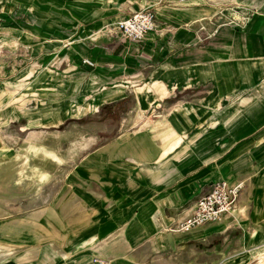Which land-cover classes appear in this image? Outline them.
I'll return each instance as SVG.
<instances>
[{"label": "crops", "instance_id": "obj_1", "mask_svg": "<svg viewBox=\"0 0 264 264\" xmlns=\"http://www.w3.org/2000/svg\"><path fill=\"white\" fill-rule=\"evenodd\" d=\"M11 7L24 12L11 15ZM153 7L157 31L148 33L139 48L119 46L111 42L116 36L106 35L111 25L133 11ZM0 10V18L7 14L9 24L2 39L23 35L38 38L39 46L48 38L58 40L47 36L48 28L52 30L48 14L62 15V37L75 42L54 55L69 52L72 64H79L85 75L118 71L113 86H105L109 76H100L107 93L86 95L79 89L66 97L65 119L100 126L78 129L86 144L76 142L66 150L62 144V150H56L60 173L35 178L21 191L24 205L0 213L6 216L0 228L6 219L7 231L23 233L13 238L24 246L25 259L19 263L94 264L98 255L109 264H136L146 257L141 248L150 235L152 249L183 248L181 255L157 264H227L248 249L264 250V62H235L244 55L262 56L264 61V0H9L0 1ZM26 15L32 16L34 27ZM21 19L31 28L16 31L12 24ZM83 40L96 43L90 46ZM132 48L135 59L129 56ZM196 55L199 61L226 57L230 64L222 70L230 74L191 65ZM85 57L94 66L81 63ZM116 60L121 65L110 64ZM62 62L53 64L56 70ZM131 62L140 67L133 70ZM1 68L8 72L9 63ZM6 87L0 82V119L15 121L19 113L6 107ZM72 87L70 83L68 90ZM21 116L26 123L27 117ZM22 132H28L23 136L26 145L29 127ZM126 134L130 136L123 137ZM222 179L244 183L235 214L189 231L171 230ZM53 207L61 222L51 223L57 216ZM166 225L168 234L159 233ZM99 240L106 249L124 251L118 257L101 255V244L95 246ZM38 242L36 252L26 253ZM187 247L198 249L195 262ZM224 247L229 249L225 255L236 254L224 258Z\"/></svg>", "mask_w": 264, "mask_h": 264}, {"label": "rangeland", "instance_id": "obj_2", "mask_svg": "<svg viewBox=\"0 0 264 264\" xmlns=\"http://www.w3.org/2000/svg\"><path fill=\"white\" fill-rule=\"evenodd\" d=\"M0 1H2L3 3L9 2V0ZM14 1L17 2L18 0ZM16 5H18V3H16ZM49 10L52 11L51 9H48V11ZM9 11L11 12V15L13 13H16L19 16L24 12L22 8L19 7L16 8L14 12L13 8L11 7ZM55 11L56 10L54 9L53 12L55 13ZM48 15L52 16L50 18V25H52V30L48 28L47 36L50 37V35H55L56 37H59V39L57 40L56 38H48L41 42V46H39L38 44V38L27 39L23 35H17V39H2L3 37L1 35H7V26H9V24H7V14H4V16L0 18V20L5 23L1 24L0 22V31H2L0 32V65H2L3 68V66H5V63H9L8 72L5 70H2L0 72V82H4L7 86L6 88L8 89L7 95L10 99L6 107H14L16 109V114L19 113V117L15 121H8L6 118H3L2 120L0 119V133H2L0 134V213H2L3 210L5 211V209H8V206L20 207L24 205V201L26 200H24V198L22 197L21 191L24 188L33 185L32 182L35 178L39 177L40 175L43 178L46 173L47 176L50 175L53 178L58 173H60L59 170H56L55 166V160H57L60 156V152L56 150H62V144L63 150H66L71 144H74L76 142L79 144L82 143L85 139V136L78 135V129L82 130L83 128L92 127L93 124L94 127L100 126L97 122L80 123L76 120L65 119V117L68 115L66 109L67 104H65L67 102L66 97L73 96L72 91H78L79 89V91L86 95H92V93H107V89H105L104 86L100 84V76L105 74L106 76L110 77L107 78L105 86H113L118 78V71L107 73V71L104 72L97 70L94 72H89V74L85 75V71L78 70L79 64H77V66L75 64H72V61L74 60L71 61V55L69 54V52H67L64 57L61 56L60 53L54 55V53L58 52L62 48L67 47L71 49L72 44L75 41H72V38L63 39L64 37H62L64 36L63 34H65L66 31V29L64 28L66 18L64 16L52 13ZM25 17V20L29 21L32 24V27H34L32 16L26 15ZM57 17L60 22H55V18ZM23 20H17V23L14 24L11 23L16 27V31L27 30V27L31 28V26L28 23L23 22ZM61 21L63 22L62 24ZM114 25L115 24L110 26L112 30L106 33V35L116 36V38H113L111 42L114 40L118 41L120 42L118 44L119 46L122 44H126L127 41L124 40V37L114 32ZM83 42L90 46H93L92 42L96 43V41L93 40H83ZM207 43L209 45L211 42ZM241 43L242 41H239L240 48H242ZM81 45L83 47L85 46L83 44ZM81 45L80 48L82 47ZM131 45L134 46V44L128 43L129 47H131ZM39 50L41 51L40 55L38 53ZM131 51L132 52L129 56L130 58L135 59L137 53L133 52L134 48H132ZM225 58L226 57H223V59L221 60L213 56H207V60L199 61L198 55H196V58L193 59L190 64L196 66L203 65V67H206L205 70L209 73H213L218 70L219 75L222 74L223 76H225L226 73L230 74L229 71L222 70L223 67H225L227 64H230V61H227ZM59 59L63 60L62 63L64 64H60L59 69L56 70L53 64H58L60 61ZM260 59L261 62H264L262 61V56L258 57L256 55H244L239 57V59L235 62H238V64L252 63L254 61L258 62V60ZM121 63L122 62H119L117 60L110 61V64L121 65ZM135 64V62H131L129 64L133 70L140 67V65ZM128 71L132 72L129 69ZM89 79L90 81L88 86L86 85L84 87L85 82ZM240 79L241 78H237V81H240ZM70 83L73 87L68 90V85H70ZM120 87L121 86H117L115 90L117 91L118 89H120ZM139 91L141 92V90ZM21 115H25L27 117V119H25L26 123L23 122V116ZM149 123L153 124L154 122ZM25 124L27 125V127H29L31 134L30 141H25L26 145H24L23 136H27L28 132H22V129H26ZM126 136H130V134H126L123 137ZM123 137H121V139ZM83 144H86V142H83L82 145ZM47 153L52 154L51 159L46 158L45 155ZM8 163L11 164L8 166ZM111 191H115L114 188H112ZM4 193H6V197ZM70 200L75 202L79 201L78 199L74 198ZM113 207L116 208L114 204ZM47 208L50 207H46L44 209ZM55 211L57 216L51 223H58L62 221L58 211L56 209ZM98 213L95 216H97ZM4 217L6 216H0V219H3ZM45 217L48 222H50V219L47 218L46 215ZM65 219L70 222L69 218ZM6 221V219L2 221L1 224L3 227L0 228V264H22L19 262H22L25 259V256H23L24 246L21 242L19 243L14 241L13 238L16 236V234L21 235L23 233L21 231L18 233L7 231V226H4ZM92 221L93 219H90L88 223L91 224ZM150 223L151 217L147 224L150 226ZM169 227L170 226L166 225L164 229L159 231V233H166V230H168ZM204 230L207 229L204 228ZM166 234H168V232ZM151 238V235L147 237V239H145L144 241L143 247L141 248L146 257L141 261H138L136 264H157V262L167 263V261L172 256L177 257L181 255V250H183V248L180 246L175 250H157L150 248ZM40 243L41 242H38L37 245L34 246L31 250L27 249L26 253L31 252V254H33L32 252H36L39 249ZM98 244H101V240L97 241L95 246H97ZM104 246L105 244H101L98 247L99 253L101 255H112L118 257L124 251V249H119L117 247H115V249H106ZM263 246L264 244L262 245V247ZM259 248L261 247L248 249V251H246L241 256L230 259L227 264H255L257 262L258 253H260L261 258L259 257L257 264H264V250L258 251L257 249ZM197 250L198 249L196 248L187 247V252L190 253V257L193 262L199 259ZM227 250L229 249L224 247V255L228 254ZM37 254L38 252L35 253V255ZM128 254L129 253L125 254V256L127 257ZM233 254L236 253L225 255L224 258H227L229 256L233 257ZM96 257L99 256L95 255L92 260L93 263ZM241 260L243 262H241ZM194 264L197 263L195 262Z\"/></svg>", "mask_w": 264, "mask_h": 264}, {"label": "built area", "instance_id": "obj_3", "mask_svg": "<svg viewBox=\"0 0 264 264\" xmlns=\"http://www.w3.org/2000/svg\"><path fill=\"white\" fill-rule=\"evenodd\" d=\"M152 1L160 2L161 0ZM156 12L155 7L152 9L140 8L133 11L129 16L118 20L113 30L116 34L122 35L127 43L134 44L139 48V43L144 40L148 33L157 31ZM83 63L94 66L93 61L89 58H85ZM243 189L244 183L242 181L233 183L222 179L214 182L211 189L197 200L192 212L171 230L189 231L209 223L226 220L235 214L236 205ZM94 263L109 264L110 261L99 256L95 258Z\"/></svg>", "mask_w": 264, "mask_h": 264}, {"label": "bare ground", "instance_id": "obj_4", "mask_svg": "<svg viewBox=\"0 0 264 264\" xmlns=\"http://www.w3.org/2000/svg\"><path fill=\"white\" fill-rule=\"evenodd\" d=\"M149 89V88H148ZM151 89V88H150ZM152 90V89H151ZM148 94V93H147ZM11 163H8V166L10 165ZM69 207V204L66 206V208H68ZM70 208V207H69ZM82 211V210H81ZM90 215V214H89ZM85 216V215H84ZM85 220H86V218H85Z\"/></svg>", "mask_w": 264, "mask_h": 264}]
</instances>
